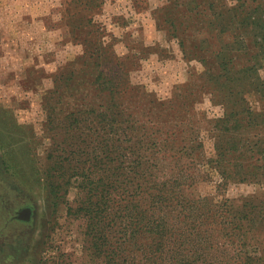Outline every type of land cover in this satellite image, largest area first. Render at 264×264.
<instances>
[{"label":"rangeland","instance_id":"1","mask_svg":"<svg viewBox=\"0 0 264 264\" xmlns=\"http://www.w3.org/2000/svg\"><path fill=\"white\" fill-rule=\"evenodd\" d=\"M177 1L0 0V264H105L106 258L92 248L88 221L76 211L85 198L83 177L73 170L76 160L63 150L69 132L61 122L79 107L107 103L91 81L70 91L62 85L69 62L78 60L81 69L93 54L108 63L109 74L121 77L122 90L114 99L118 105L128 112L142 106L146 112L136 113L140 121L176 132L178 151L173 155L184 154L181 163L192 171L190 195L232 200L239 208L254 200L256 217H262L264 180H223L216 170L215 135L220 132L215 120L225 115L227 100L209 89L211 61L233 37L229 28L215 39L207 13L246 6V0ZM250 1L264 8V0ZM198 9L202 12L196 13ZM86 17L91 18L89 24L83 22ZM248 37L251 42L261 39ZM252 46L235 53L246 61L248 53L259 52ZM260 74L264 77V67ZM96 77L94 70L90 78ZM245 96L246 105L263 120L246 130V137L257 141L264 138V94ZM98 127L104 130L97 123L81 126L80 143L86 150L93 151L99 139L86 133L98 132ZM71 139L79 143L77 135ZM195 141L202 145L180 152L182 144ZM59 155L72 167L67 177L62 175L64 167L56 170L61 167L56 164ZM250 162L256 158L245 164ZM24 205H32L35 212L27 223L16 218ZM255 235L250 250L261 252L263 235Z\"/></svg>","mask_w":264,"mask_h":264},{"label":"trees","instance_id":"2","mask_svg":"<svg viewBox=\"0 0 264 264\" xmlns=\"http://www.w3.org/2000/svg\"><path fill=\"white\" fill-rule=\"evenodd\" d=\"M245 3L226 12L213 9L207 13L209 26L217 32L215 39L229 28L233 37L222 44L211 61L214 68L209 79L213 84L209 89L227 100L225 115L215 120V129L220 132L215 135L216 170L223 180L239 178L261 183L264 138L250 140L246 130L263 120L246 105L245 94H264V77L260 74L264 67V8L250 0ZM83 22L89 24L91 18ZM250 34L261 39L255 38L252 43ZM252 44L259 52L248 53L250 58L241 60L235 51L253 49ZM93 55L85 59L83 65H88L81 69L78 60L70 61L62 85L70 91L91 81L98 93L107 97V103L101 108L79 107L61 122L69 132L63 150L68 158L76 160L73 170L83 177L85 198L76 211L88 221L94 252L106 258L105 264H264V247L261 252L260 248L250 250L256 233L263 235L264 243V214L257 219L255 201L247 200L239 208L232 200L224 203L211 196L190 195L187 189L192 171L181 163L184 154L173 155L178 151L176 132L140 121L136 113L146 112L142 106L128 112L118 105L114 99L122 90L121 77L109 74L105 69L108 63H103L101 55ZM203 60L209 63L207 57ZM94 70L99 78L91 79ZM83 123L101 124L104 129L98 127L101 134L97 129L86 133L90 136L93 132L99 138L93 151L80 143ZM75 135L77 145L71 139ZM194 143L182 144L180 152L188 153L202 145ZM59 156L56 164L61 167L56 170L64 167L62 175L67 177L72 167ZM253 158L255 163L245 164Z\"/></svg>","mask_w":264,"mask_h":264},{"label":"water","instance_id":"3","mask_svg":"<svg viewBox=\"0 0 264 264\" xmlns=\"http://www.w3.org/2000/svg\"><path fill=\"white\" fill-rule=\"evenodd\" d=\"M23 210H27L29 212V216L27 218L20 215ZM23 210L17 213L16 218L30 221L31 220V216H32L33 211H34L33 207L32 206H27Z\"/></svg>","mask_w":264,"mask_h":264},{"label":"flooded vegetation","instance_id":"4","mask_svg":"<svg viewBox=\"0 0 264 264\" xmlns=\"http://www.w3.org/2000/svg\"><path fill=\"white\" fill-rule=\"evenodd\" d=\"M27 206H32V205H24L23 207H21L20 210L17 211V213L20 212V211H22V210H23L25 207H27ZM32 207H33V206H32ZM33 210H34V207H33ZM17 213H16V215H17ZM34 213H35V212L33 211V214H32V216H31V220L33 219ZM20 215L23 216V217H26V218H27V217L29 216V212H28L27 210H23V211L21 212ZM22 220H23V219H21V221H22ZM31 220H30V221H31ZM23 221H25V223H27V222H26L27 220H23Z\"/></svg>","mask_w":264,"mask_h":264}]
</instances>
